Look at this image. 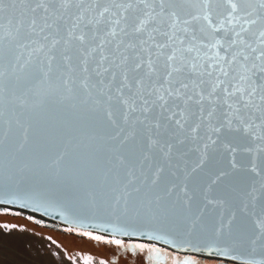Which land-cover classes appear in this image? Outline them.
Segmentation results:
<instances>
[{
  "label": "snow or ice",
  "instance_id": "6c2138e0",
  "mask_svg": "<svg viewBox=\"0 0 264 264\" xmlns=\"http://www.w3.org/2000/svg\"><path fill=\"white\" fill-rule=\"evenodd\" d=\"M0 205L148 264H264V0H0Z\"/></svg>",
  "mask_w": 264,
  "mask_h": 264
},
{
  "label": "rangeland",
  "instance_id": "374dc122",
  "mask_svg": "<svg viewBox=\"0 0 264 264\" xmlns=\"http://www.w3.org/2000/svg\"><path fill=\"white\" fill-rule=\"evenodd\" d=\"M11 213L16 212H0V264H83L84 257H91L93 264H100V261L105 264H148L147 253L138 256L122 254L123 250L116 246L78 236L76 233L79 231L68 232L66 228L53 230L44 227L39 219ZM5 224L13 231L4 230ZM160 250L172 256L177 255L163 248ZM205 264L212 262L206 261Z\"/></svg>",
  "mask_w": 264,
  "mask_h": 264
},
{
  "label": "water",
  "instance_id": "95a60500",
  "mask_svg": "<svg viewBox=\"0 0 264 264\" xmlns=\"http://www.w3.org/2000/svg\"><path fill=\"white\" fill-rule=\"evenodd\" d=\"M4 15H5V21L4 22L7 25L8 19H12V18L19 19L20 18V11L18 9V10L14 11V12H6ZM246 183L250 184V183H252V180L250 179ZM257 187H259L258 183H257ZM7 210L21 213L22 215L28 216L29 218L34 217L36 219H39L44 227L50 228V229H53V230H58V229H62V228H73V230H76V231L90 230V229H84V228H80L78 226H74L73 224L66 223L63 220L62 216L52 213L51 209L49 210L50 214L45 215L43 213V210H41V211H33L30 208H23L22 209V208H19L18 206H15V205H0V212L7 211ZM84 222L88 223L89 221L85 220ZM95 234L103 235L102 232H97ZM251 236H252L251 229L250 228H246L244 230L243 234L238 238V240L236 242L237 243V247L239 249L238 255L242 254L245 258H247L250 254H254L257 257H259V255L262 252V249L258 245L255 246V247H253L251 245V242H250ZM121 239H124L125 241H136V242H145V243H147V241H142V240L138 241L136 239L129 240V239L123 238V237H121ZM152 245H155L157 247H160V248L169 250L171 252H174L168 246H165L163 244H158V245L152 244ZM225 262L230 263V264H241V260L240 259H232V260H228V261H225Z\"/></svg>",
  "mask_w": 264,
  "mask_h": 264
}]
</instances>
